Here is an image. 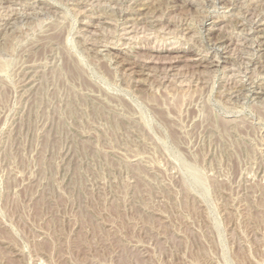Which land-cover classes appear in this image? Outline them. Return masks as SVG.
<instances>
[{
    "label": "rangeland",
    "instance_id": "374dc122",
    "mask_svg": "<svg viewBox=\"0 0 264 264\" xmlns=\"http://www.w3.org/2000/svg\"><path fill=\"white\" fill-rule=\"evenodd\" d=\"M0 264H264V0H0Z\"/></svg>",
    "mask_w": 264,
    "mask_h": 264
},
{
    "label": "bare ground",
    "instance_id": "6f19581e",
    "mask_svg": "<svg viewBox=\"0 0 264 264\" xmlns=\"http://www.w3.org/2000/svg\"><path fill=\"white\" fill-rule=\"evenodd\" d=\"M59 32V31H58ZM59 35H61V34H59V33H53V34H51V37H49L50 39H48L47 41H45L44 43H41V44H39V46L38 47H46V45H48L47 47H51V46H58L59 47V44L61 43L60 42V40L61 39H59L60 38V36ZM11 39V38H10ZM222 39H223V37H222ZM219 41L224 45V44H226V42H228V41H225V42H223L221 39H219ZM6 45V44H5ZM65 45V44H64ZM223 45H220L221 47L223 46ZM60 48V47H59ZM37 52V51H36ZM71 59V58H70ZM65 63H66V61H65ZM64 63V64H65ZM65 70H66V72H68L67 74H72L73 75V77H80V74H79V72L76 70V68H74L73 67V65L71 64V63H66V65H65ZM72 77V78H73ZM77 78V79H78ZM79 80H80V78H79ZM75 81V80H74ZM84 82V81H83ZM79 83V82H78ZM89 84V83H88ZM83 85V84H82ZM164 113V112H163ZM162 113V114H163ZM236 128V127H235Z\"/></svg>",
    "mask_w": 264,
    "mask_h": 264
}]
</instances>
